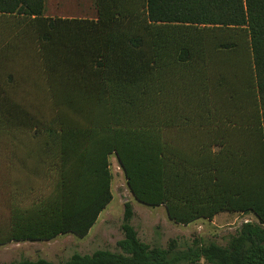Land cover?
I'll list each match as a JSON object with an SVG mask.
<instances>
[{"label":"trees","instance_id":"obj_1","mask_svg":"<svg viewBox=\"0 0 264 264\" xmlns=\"http://www.w3.org/2000/svg\"><path fill=\"white\" fill-rule=\"evenodd\" d=\"M141 1L131 13L95 0L85 20L45 16L46 0H0V247L86 237L112 201L114 155L133 198L175 224L253 215L201 253L264 264V0ZM209 30L246 32L257 124L218 103ZM130 216L125 204V256L64 264H172Z\"/></svg>","mask_w":264,"mask_h":264},{"label":"rangeland","instance_id":"obj_2","mask_svg":"<svg viewBox=\"0 0 264 264\" xmlns=\"http://www.w3.org/2000/svg\"><path fill=\"white\" fill-rule=\"evenodd\" d=\"M116 1L122 6L121 10H128L129 6V12H141V0H123L127 5L122 0ZM94 2L95 0H46L45 16L94 20ZM201 34L208 47L210 77L217 91L218 103L231 112L233 109L242 110L255 124V99L251 88L246 32L209 30L202 31ZM229 43L234 47L219 50L218 46ZM108 160L112 201L99 215L86 237L80 239L67 234L45 242L10 243L0 247V264H18L39 259L51 264H64L75 255L90 257L100 251L125 256L118 246L124 239L122 225L125 204L131 210L128 224L138 241L149 249L166 252L172 264H216L206 259L201 249L210 245L226 246L245 223L256 222L249 213H220L211 221L198 219L185 226L175 224L168 219L164 207H149L137 202L126 185L115 156L111 155Z\"/></svg>","mask_w":264,"mask_h":264}]
</instances>
